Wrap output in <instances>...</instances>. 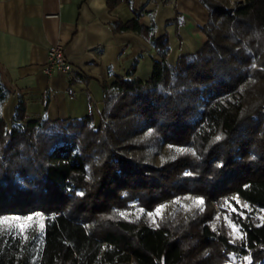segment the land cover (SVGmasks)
<instances>
[{"label": "trees", "instance_id": "16d2710c", "mask_svg": "<svg viewBox=\"0 0 264 264\" xmlns=\"http://www.w3.org/2000/svg\"><path fill=\"white\" fill-rule=\"evenodd\" d=\"M122 2L113 33L158 59L102 83L97 126L26 121L21 96L8 126L0 82V264H264V0H199L206 42L173 65L142 9L106 5Z\"/></svg>", "mask_w": 264, "mask_h": 264}, {"label": "crops", "instance_id": "0c3cea01", "mask_svg": "<svg viewBox=\"0 0 264 264\" xmlns=\"http://www.w3.org/2000/svg\"><path fill=\"white\" fill-rule=\"evenodd\" d=\"M142 9V25L155 23L157 37L168 35L167 62L191 54L206 42L199 30L208 11L199 0H130ZM107 0H0V82L10 94L2 116L10 126L18 96L26 106L25 120L50 121L81 118L93 114L95 122L103 110L102 83L125 76L135 64V75L143 82L152 74L153 48L140 36L115 34L111 25L133 18L122 2L114 9ZM183 20L165 26L166 21ZM61 45L71 66L73 82L66 73L43 71L49 47Z\"/></svg>", "mask_w": 264, "mask_h": 264}, {"label": "built area", "instance_id": "2783aa9c", "mask_svg": "<svg viewBox=\"0 0 264 264\" xmlns=\"http://www.w3.org/2000/svg\"><path fill=\"white\" fill-rule=\"evenodd\" d=\"M43 71L46 75H52L56 73H72L71 66L64 56L61 45H53L49 47L47 61Z\"/></svg>", "mask_w": 264, "mask_h": 264}, {"label": "rangeland", "instance_id": "374dc122", "mask_svg": "<svg viewBox=\"0 0 264 264\" xmlns=\"http://www.w3.org/2000/svg\"><path fill=\"white\" fill-rule=\"evenodd\" d=\"M95 125L96 126L98 125V121L95 122ZM190 200H191L190 196L180 197L175 202L167 203L165 208L167 211H170L175 204H177V203L178 204H187ZM214 206H216V205L214 204ZM5 221H7V223H5ZM15 222H16V219L12 216L2 218L0 220V233H3L7 228H10L13 225V223H15Z\"/></svg>", "mask_w": 264, "mask_h": 264}, {"label": "snow or ice", "instance_id": "6c2138e0", "mask_svg": "<svg viewBox=\"0 0 264 264\" xmlns=\"http://www.w3.org/2000/svg\"><path fill=\"white\" fill-rule=\"evenodd\" d=\"M217 140H219L220 139V137H217L216 138ZM180 151H183V150H180ZM186 174H189V173H186ZM196 203L197 204H202L203 203V201L201 200V201H196ZM32 219V217H28V220H31ZM5 223H7V221H5ZM41 226V228L43 227V225L41 224L40 225Z\"/></svg>", "mask_w": 264, "mask_h": 264}]
</instances>
